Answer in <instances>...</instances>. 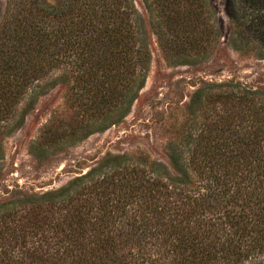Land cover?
<instances>
[{"label":"trees","instance_id":"1","mask_svg":"<svg viewBox=\"0 0 264 264\" xmlns=\"http://www.w3.org/2000/svg\"><path fill=\"white\" fill-rule=\"evenodd\" d=\"M225 2L232 19L264 29V0ZM143 3L167 58L211 54L208 0ZM150 60L133 0H5L0 128L21 101L62 84L80 118L47 125L40 150L104 130L130 111ZM214 87L195 92L188 130L169 144L177 175L143 156L106 158L53 191L0 203V264H264V94ZM209 98L224 108L214 131L194 120Z\"/></svg>","mask_w":264,"mask_h":264},{"label":"rangeland","instance_id":"2","mask_svg":"<svg viewBox=\"0 0 264 264\" xmlns=\"http://www.w3.org/2000/svg\"><path fill=\"white\" fill-rule=\"evenodd\" d=\"M208 2L213 9L217 40L207 58L186 63L165 56L143 0H133L151 60L130 111L108 128L41 151L39 144L47 125L53 124L50 127L55 130L79 119L81 112L66 101L62 84L47 88L29 107L26 100L21 101L15 115L0 128V203L53 191L106 158L143 156L177 175L169 157V144L188 130L193 117L191 101L198 89L209 96L216 84L231 82L264 94V38L259 36L264 29L243 24L237 17L232 19L225 0ZM4 5L5 0H0V18ZM196 108L205 115L194 120L202 123L204 130L214 131L210 124L224 108L213 98Z\"/></svg>","mask_w":264,"mask_h":264}]
</instances>
